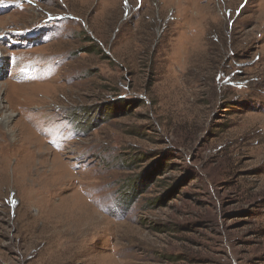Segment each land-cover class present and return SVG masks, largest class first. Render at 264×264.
<instances>
[{"label":"rangeland","instance_id":"374dc122","mask_svg":"<svg viewBox=\"0 0 264 264\" xmlns=\"http://www.w3.org/2000/svg\"><path fill=\"white\" fill-rule=\"evenodd\" d=\"M0 137V264H264V0H0Z\"/></svg>","mask_w":264,"mask_h":264},{"label":"bare ground","instance_id":"6f19581e","mask_svg":"<svg viewBox=\"0 0 264 264\" xmlns=\"http://www.w3.org/2000/svg\"><path fill=\"white\" fill-rule=\"evenodd\" d=\"M11 106V105H10ZM12 107V106H11ZM2 119H5L6 120V122L9 120V117H7V116H3L2 115V117H1ZM8 119V120H7ZM32 138V137H31ZM21 139V138H20ZM22 140V139H21ZM20 140L19 139H14L13 141H5L2 137H0V152L2 151V149H4V148H7V149H11L12 147H15V146H17L16 144H18V142H19ZM24 141H26L27 143L30 141V144L27 146V147H34V148H38V146L39 145H41V142H40V140H38V141H35V140H32V139H27L26 138V140L24 139ZM42 141V140H41ZM25 145H26V143H24ZM23 144V145H24ZM31 148V149H32ZM36 154H38V153H36ZM1 156V155H0ZM11 157H13V154L12 155H10L9 156V159H11ZM4 163V159H3V157L1 156L0 157V167H1V165ZM57 166L58 165H56L55 167H54V169L53 170H55V168H57ZM36 183V182H35ZM32 185V184H31ZM35 185V184H34ZM37 185V184H36ZM42 185V184H41ZM52 187H53V185H52ZM32 188H34V187H32ZM44 198V197H43ZM44 199H46V198H44ZM90 227V226H89ZM88 229H92V228H88ZM86 230L84 229L83 231H82V237L84 236V235H86L88 232H85ZM78 232V231H77ZM78 236H79V234H78ZM92 237V236H91ZM89 239H90V237H88ZM88 239V240H89ZM92 239V238H91ZM87 240V241H88ZM86 241V240H85Z\"/></svg>","mask_w":264,"mask_h":264}]
</instances>
